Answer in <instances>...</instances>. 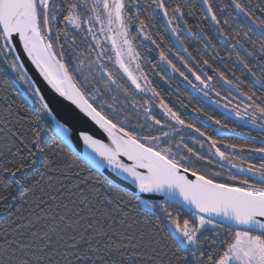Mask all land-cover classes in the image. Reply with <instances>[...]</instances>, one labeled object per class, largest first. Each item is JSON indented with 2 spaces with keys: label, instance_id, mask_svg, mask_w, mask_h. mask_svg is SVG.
<instances>
[{
  "label": "snow or ice",
  "instance_id": "1",
  "mask_svg": "<svg viewBox=\"0 0 264 264\" xmlns=\"http://www.w3.org/2000/svg\"><path fill=\"white\" fill-rule=\"evenodd\" d=\"M152 3L162 11L169 25L178 18L177 13L182 18L179 6L173 10V15L169 18L164 0H152ZM203 3L207 6L212 21L218 23L210 0H203ZM232 3L240 13L251 19L255 27L264 34V20L257 21L238 0H232ZM82 7L92 13L86 19L83 18V13L80 11ZM58 16H62V20L66 22V27L63 30L66 39L68 38L67 26L82 30V24L90 25L86 31L91 34L95 41V45L90 46V49L96 54L95 59L87 65L84 60L73 57L71 53L68 54L69 59L65 60L64 44L60 41L61 30L57 29L54 38L52 35L53 22L57 21ZM130 20L131 17L127 14L125 0H93L90 6L88 0H59V2L58 0H0V57L6 59L11 57L10 67L19 74L20 79L25 80L31 87L33 81L28 77L22 62V54L26 55L35 65L39 74L47 81V84L59 96L74 105L84 117L106 134L109 143L94 138V135L86 128H77L75 131L76 137L82 140L92 150V153H95V156L85 153L86 162L90 161L97 168L106 166L117 177L131 181V184L134 185V190L129 192L120 188L117 183L111 180L107 181V187L111 192L117 194L118 199L114 201L105 197L106 204L118 208L120 204H127L130 200H135L137 207L142 206L149 214H155V210L158 208L169 225L165 237L168 246L175 252H188L195 257L196 264H264V163H261L259 167L255 164H249L246 170L240 169L242 172L251 174L249 179H239L237 176L229 174V180L239 179V186L219 182L214 177L220 176V172L208 174L197 167L200 161H205L206 164H211L212 161L187 144L182 143L183 138H181V142L173 145L169 132L161 131L160 135H153L151 132L144 133L145 128L152 129L159 125L163 129L165 126L160 119L152 114L149 105H140L145 119L144 123L139 125L141 131H137L134 126H126L127 117L118 118L117 110L112 103H108L103 98L100 88L94 87L92 90H88V85L96 79L92 74L96 73L104 83V91L106 92H112L114 85L125 95H134L129 87L120 82L126 80L136 92H151L153 96L159 95L150 86V81L142 71L139 62L140 53L136 51L132 42L135 37H130L129 34L128 21ZM93 21L99 23L98 31L110 43V50L113 55H107L109 49L101 44L96 31H94ZM144 27V21H140L141 30ZM176 31L177 28L173 27L172 32L176 33ZM244 35L245 38H248L247 32ZM144 39L149 40L151 36L145 34ZM71 43H75V37L71 38ZM152 43L155 44L156 42L153 40ZM180 43L183 42L180 41ZM57 46L60 48L59 53L55 51ZM261 48H264V42L261 43ZM188 55L191 57L192 54L189 52ZM160 59H167L164 51L160 52ZM106 61L110 62L113 67L109 68ZM168 63L171 65V61ZM202 65L212 67L207 59L202 60ZM244 66L248 68L247 63ZM171 67L173 72L179 71L175 65H171ZM184 67L204 88L209 87L208 81L212 80L211 76L204 74L206 78L202 79L201 74L189 67L187 63L184 64ZM212 70L217 71L216 69ZM249 71L251 72L250 68ZM180 75L185 80L188 79L184 72H180ZM218 75L228 84H233V81L227 80L224 73L218 72ZM233 75L235 76L234 73ZM252 75L256 76V73L253 72ZM236 80L238 81L239 77H236ZM256 81L260 87H264V76H256ZM189 83L192 82L189 81ZM235 87L237 91H240L239 84H236ZM204 88H201L200 91L203 92ZM33 91L40 103L47 127L34 129L30 141L31 146L25 144L24 147L28 149L31 156H35L37 153L43 154L46 143L43 133L53 131L61 142L70 148L73 128L57 119L49 103L41 95L39 88H34ZM207 94L204 92L205 96ZM216 95L219 96V93ZM241 95L246 96L250 102L245 106L244 113H247L249 108L253 110L249 116L251 122L256 123L257 114L264 118V103H257V99L264 101V97H257L256 92L252 91L251 87L248 92H241ZM115 99L116 96L113 95L112 100L115 101ZM133 106L135 107V102ZM160 107L164 114L176 124L193 129L201 137L210 140L209 152L214 149L212 154L218 156L220 160H230L229 155L217 147V140L207 136L195 125L186 123L180 114L173 111L163 100L160 101ZM106 109H111V111H106ZM232 112L243 119L239 107L233 108ZM208 119L213 118L208 117ZM214 123L221 124L219 120H215ZM221 126L226 127V125ZM169 127L171 126L169 125ZM13 135L16 134L13 133ZM21 140H23L22 137ZM196 142L203 147V142ZM225 147L235 148L236 145L229 144ZM251 151L264 154V147L253 148ZM96 157L100 159H96ZM35 162V160L32 161L33 164ZM233 166L238 167L237 165ZM25 167H31V164H21L15 170L5 168L4 171L11 172V175L15 177L16 173ZM189 174L193 178H189ZM19 182L18 180L17 183ZM121 193L122 195H120ZM145 196L147 198H144ZM154 196L162 198L163 202L153 199ZM124 197H129V199L126 200ZM51 198L56 199L55 196ZM86 200L87 198L81 195V202L85 203ZM72 204L75 205V201H72ZM63 207L67 208L68 205L65 204ZM85 208L89 213L93 212V208L89 207L87 203H85ZM176 209L186 210L194 219L182 218L180 211ZM84 210L78 209L71 215L53 217L55 223L46 226L45 231L42 233L32 232L33 239L44 244V247L38 251L44 253L54 235L59 240H63V237L58 235L61 230L78 231L80 221L85 219L80 215ZM95 211L99 212L100 210L97 208ZM103 215L107 216V213L105 212ZM217 217L220 218L219 223L215 219ZM39 219L37 218V220ZM224 222H228L226 232L228 238L219 239L220 232H217V239L210 241L213 245H222L223 250L216 248L213 252L208 253L205 259V252L201 251V230L205 225H213L223 229L225 227ZM94 223L95 221L88 223L84 226V230L93 228ZM128 226L131 227V225ZM94 230L100 235H107L99 228ZM80 235L83 238V232ZM108 238L111 243L104 245L106 249L115 248L119 250L121 247H136V244L117 243L111 236ZM70 239L74 242L68 247L70 249L76 248L79 241L74 236ZM124 239L132 241L134 237L121 235L120 240L123 241ZM142 239L143 234L141 241L137 243L142 242ZM12 243L11 241L8 242L11 249L8 260H0V264H13V262L15 264H32V261L25 259L24 256H17L18 251L24 252L31 249L33 247L32 242L21 243L18 248H11ZM153 243L159 245L160 241L155 240L154 237L150 238L148 244ZM87 251L99 253L100 249L89 248ZM198 251L200 252L199 256L196 255ZM71 254L69 253V255ZM32 259L39 264L43 256L33 255ZM66 264H71V261H67ZM157 264H162V261H158Z\"/></svg>",
  "mask_w": 264,
  "mask_h": 264
},
{
  "label": "trees",
  "instance_id": "2",
  "mask_svg": "<svg viewBox=\"0 0 264 264\" xmlns=\"http://www.w3.org/2000/svg\"><path fill=\"white\" fill-rule=\"evenodd\" d=\"M173 2L182 8L188 6L186 0H173ZM238 2L243 4L245 10L252 13L257 21L264 20V0H238ZM210 3L216 13L218 23L212 21L211 17H206L207 20H210V28L206 35L211 36V47L207 49V52L199 51L196 47L195 62L202 69L208 67L202 65L203 59H207L211 64L212 67L208 68L212 77L211 87L213 91L219 92L221 89L222 81L218 72L223 73V68H225L227 80L233 81V84L245 86L248 90L251 87L252 91L256 92L257 97H264V87L257 86V83L253 81L256 80V76H264V63H262L264 61V48H261V43L264 42V34L255 27L251 19L235 8L232 0H210ZM191 4L195 6L197 14L201 10L203 11L198 0H193ZM80 11L83 13V18L86 19L87 11H82V9ZM65 27L66 22L62 20V16H58L57 25L53 31L54 37L57 29H60V41L64 44V49L68 46L73 57L80 59L82 56L78 52L72 51V47L75 49L76 45L82 42L85 33L82 30H75L67 26L68 38L66 39L63 35ZM246 32L248 38H245ZM72 37H75L74 44L71 43ZM10 60L11 57L7 59L0 57V246H2L0 247V260H8L11 251L8 242L11 241L13 242L11 248H18L21 243L32 242L33 247L31 249L17 252L18 257L24 256L25 259L31 260L32 264H37L32 259L33 255L43 256L39 264H66L67 261H71V264H157L158 261H162V264H196L195 257L188 252H175L168 246L165 237L169 225L158 208L155 210V214H149L142 206L137 207L135 200H130L127 204H120L118 208L106 204L105 197L114 201L118 199L117 194L111 192L107 187L109 180L72 149L66 147L53 131L43 133L46 139L43 154L37 153L35 156L29 154L24 145L29 144L31 146L33 130L45 128L47 123L40 103L34 96L31 87L28 83L24 85L17 79L18 74L10 67ZM245 63H247L248 68H245ZM253 72L256 73V76L252 75ZM236 77H239L238 81ZM16 82L34 97L35 103L33 105L23 96ZM248 90L246 89L245 92ZM162 92L167 100L172 101L167 96V92ZM101 93L108 103L113 102L116 105L119 119L127 117V121H135L139 124L136 113L124 101L119 99L113 101V94L105 91H101ZM180 94L182 95L181 100L185 102L184 106L180 105L178 108L180 116L188 115L185 109L188 107L190 99L195 101L194 109L197 115L212 117L223 115L219 107L203 104L202 97L198 93H195L194 98L190 99L186 92ZM257 103H264V101L257 99ZM252 111L249 108L246 114L250 115ZM256 119L260 125H264V118L260 117L259 114H257ZM127 121L126 126L129 124ZM227 124L229 127L228 145H236L233 150L229 151L232 164L242 166L245 165L244 161L247 158L257 161L262 157L251 155L253 153L251 149L264 147V141L252 140L247 137L251 131L261 134L262 131L236 120H228ZM235 131L243 135H237ZM33 160L36 161L34 164L32 163ZM261 160L264 161V159ZM21 164H31V167L21 168L15 177L11 175V172L4 171L5 168L15 170ZM200 170L208 174L220 172L221 175L214 177L215 179L237 186H239V179L250 178V175L237 172L228 166L217 171L214 169ZM229 174L237 176L239 179L229 180ZM18 180L19 183H17ZM81 195L87 198L85 203L93 208L92 213H89L85 208V203L81 202ZM52 196H55L56 199L53 200ZM124 199L128 200L129 197H124ZM72 201H75V205L72 204ZM65 204L68 205L67 208L63 207ZM97 208L100 210L99 212L95 211ZM78 209H85L80 213L85 219L80 221L78 231L61 230L58 235L62 236L63 240H59L54 235L49 247L45 249L44 253H40L38 249L43 248L44 244L34 240L31 233H42L46 230V226L55 223L53 217L71 215ZM176 210L180 211L182 218L194 219L186 210ZM105 212L107 216L103 215ZM37 218L40 219L37 220ZM93 221H95L93 228L85 231L84 226ZM95 228H99L107 235L98 234L94 230ZM227 230V225L223 229L213 225H205L201 230V251L205 252V259L206 255L216 248L223 250L222 245H213L210 241L217 239V232H220L219 239H227ZM81 232H83V238L80 235ZM142 234V242L137 243L141 241ZM121 235L124 237L131 236L134 239L121 241ZM73 236L79 243L76 248L70 249L68 245L74 242L70 239ZM109 236L117 243L136 244V247H121L119 250L115 248L106 249L104 245L111 243ZM153 237L160 241L159 245L148 244V240ZM89 248H99L100 252H89L87 251ZM69 253L72 254L69 255ZM196 255L199 256L200 252L198 251Z\"/></svg>",
  "mask_w": 264,
  "mask_h": 264
},
{
  "label": "flooded vegetation",
  "instance_id": "3",
  "mask_svg": "<svg viewBox=\"0 0 264 264\" xmlns=\"http://www.w3.org/2000/svg\"><path fill=\"white\" fill-rule=\"evenodd\" d=\"M186 1L188 2V6H186V8H182L177 3L173 2V0H164L165 6L167 7L169 13V18L173 15V10L177 6L181 8L182 12V18H180V14L177 13L176 15L178 18L173 20L169 27L166 21L167 18L163 16V13L160 9L156 8V6L152 3V0H125L127 14L131 17V20L128 21L129 34L130 37H135V39L132 41L133 46L135 47L136 51L140 53L139 62L141 64L142 71L147 76L148 81H150V86L154 88L156 92L159 93V95L153 96L151 92H136L126 80H121L120 82L126 87H129L134 95H125L123 91L117 89L114 85L112 86V92L108 93L115 95L116 101L118 99L124 101L125 104H127L129 108H132L136 113L139 124L135 123V121H127L129 123L127 126H134L137 131H141L139 125L144 123L145 117L143 109L140 108V105H149L151 107L152 114L157 119H160L165 126L163 129H161L159 125L152 129L145 128L144 133L151 132L153 135H160L161 131L169 132L170 140L173 145L181 142V138H183L182 143L187 144L189 147L193 148L195 151L206 156L212 161L211 164H206L205 161H200L198 162L197 167L200 169H214L217 171L225 166H228V164H232V159L230 158V160L222 161L218 156L212 154L215 151L214 149L212 152H209V145L211 144V141L205 137H201L199 133L195 132L193 129L176 124L175 121L166 116L163 109L160 107L161 100L171 107L173 111L178 112L180 105H185V102L181 100V92H186L189 99L192 97L194 98L195 93H198L199 96L202 97L203 104H212L215 107H219L223 112V115L220 117L197 115L194 109L195 101L190 99L188 107L186 109L184 108L188 115L181 116V118L184 119L186 123H191L195 125V127L200 128L201 131L207 134V136L217 140V147H219L221 151L226 152L228 155L229 151L234 149L225 147V145H228V120H236L241 123L248 124L252 128L263 132L262 134L255 131L248 133L247 137L252 140L264 141V127H261L257 120L258 118L256 119V123L253 124L249 119L250 115L244 113V107L247 103H249V101L247 100L246 96L241 95V92H245L246 89L248 90L247 87L239 85L240 91H237L235 87L236 84H228L225 80L220 79L222 81V84L220 85L221 89H219V92H215L211 87L212 80L208 81L209 87L204 88V86L201 85L200 82L197 81L195 77H193L184 67V64L187 63L189 67L201 74L202 79L206 78L204 74L211 76L210 69L208 67L202 69L195 62L196 47L199 51L203 50V52H207V49L211 47V36L206 35V33H208V29L210 28V20H207L206 17L210 18L211 14L205 9L201 0L198 1L200 2L201 9H203V11H199L200 13L198 14L195 11V6L191 4L193 0ZM92 3L93 0H88L89 6ZM81 9L82 11L86 10L83 7ZM86 11L87 16L92 14L90 11ZM140 21H144L145 27L143 30L140 28ZM92 23L95 25L94 31H96V35L100 39L101 44L103 47L109 49L107 55H113L110 50V43L106 41L104 39V35L98 31L100 28L99 23H96L95 21ZM56 25L57 21L53 22V38V31ZM89 26V24H82V31L85 33V35H83L82 42L76 45L75 49L72 47V51L78 52V54L82 56L80 59L84 60L86 65L95 59L96 54L95 51L90 49V46L95 45V41L92 39L91 34L87 33L86 31ZM173 27L177 28L176 33H174L176 38L173 37L171 33ZM145 34L150 35L151 39L145 40ZM153 40L156 42L155 44L152 43ZM180 41L183 43L181 44ZM185 49H187V51H185ZM64 50L65 60L67 61L69 59L68 54L71 53V51L68 46ZM55 51L59 53L60 48L58 46L55 47ZM96 51H99V49H96ZM161 51H164L167 57L166 60L160 59ZM189 52L192 54L191 57L188 55ZM71 55L73 56L72 53ZM168 61H171V65H175L179 71L173 72ZM106 63H108L109 68L113 67L110 62L106 61ZM85 70L87 71V69ZM180 72H184L188 79L185 80L184 77L180 75ZM223 73L224 75L226 74L225 68H223ZM92 75H94L96 79L92 84L90 83L88 85V90L98 87L101 91H104V83L100 80L99 75L96 73H93ZM189 81L192 83H189ZM253 81L254 83H257V86H259L256 80ZM193 85H196V87H193ZM201 88H204L203 92L200 91ZM162 91L167 92V96L170 97L172 101L167 100L165 98L166 96L162 94ZM204 92L208 93L207 96L204 95ZM216 93H219V96H217ZM134 102L135 107L133 106ZM112 104L116 109V105L113 102ZM236 107H239L240 112L243 114V119L232 115V109ZM109 111H111V109H109ZM208 117H212L213 119H208ZM215 120H219L221 124L214 123ZM149 123H151V121H149ZM169 125L171 127H169ZM221 125H226V127H222ZM236 134L240 136L243 135L239 132H236ZM196 141L203 142V147H201V144L197 143ZM251 155L264 156V154L256 152H253ZM261 159L262 157L257 161H252L247 158L244 161L245 165L242 166L248 167L249 164H255L257 167H259L261 163H264V161ZM221 165H223V167H221Z\"/></svg>",
  "mask_w": 264,
  "mask_h": 264
},
{
  "label": "water",
  "instance_id": "4",
  "mask_svg": "<svg viewBox=\"0 0 264 264\" xmlns=\"http://www.w3.org/2000/svg\"><path fill=\"white\" fill-rule=\"evenodd\" d=\"M201 2L203 3V0H201ZM203 5L207 10V6L204 3ZM167 25L170 27L168 21H167ZM171 33L173 37H175V34L172 32V30ZM22 62L25 65V69L27 71L28 77H30L33 81V84L31 86L32 91L34 90V88H39L41 90V95H43L45 101L49 103V106L52 108L57 119L60 120L62 123H65L69 127L73 128V138L70 149H72L75 153H77L80 157H82L86 161L85 153H89V152L85 149L83 141L79 140L76 137L75 131L77 128H86L90 131L91 134L94 135V138L100 139L104 143H109L106 134L102 133V131L99 130L97 126H95L90 120L84 117L83 114L80 113L79 110L76 109L74 105H72L69 101L65 100L63 97L59 96V94L56 93L55 90L52 89L51 86L47 84V81H45L44 78L39 74V71L36 69L35 65L31 63V61L26 57V55L22 54ZM16 84L21 89L23 96L28 100V102L31 105H33L35 103L34 97L26 89H23L18 82H16ZM231 113L233 116L237 117L234 112ZM88 163L91 166H93L97 171H99L108 180L117 183L120 187L130 192L134 190V185L123 180L122 178L117 177L116 175L111 173L107 168L105 167L97 168L90 161H88ZM233 165L235 164H228V166L234 169L235 171L251 176V174L247 172L240 171V169L246 170L248 167L239 166V165H237L238 167H234ZM189 178H193V177H191V175L189 174ZM144 198H147V196H145ZM153 199L162 201V198L158 196H154ZM215 219L217 220L218 223L220 222V218L217 217ZM224 223L225 225H227L228 222H224Z\"/></svg>",
  "mask_w": 264,
  "mask_h": 264
},
{
  "label": "bare ground",
  "instance_id": "5",
  "mask_svg": "<svg viewBox=\"0 0 264 264\" xmlns=\"http://www.w3.org/2000/svg\"><path fill=\"white\" fill-rule=\"evenodd\" d=\"M84 147H85V149L92 155V156H95V153H92V150L90 149V148H88L85 144H84ZM96 159H100L99 157H96ZM105 168H107L106 166H105ZM111 173H113L114 175H116L114 172H112V170L111 169H109V168H107ZM119 178H122V177H119ZM123 179V178H122ZM126 181V180H125ZM127 182H129V183H131V181H127Z\"/></svg>",
  "mask_w": 264,
  "mask_h": 264
},
{
  "label": "rangeland",
  "instance_id": "6",
  "mask_svg": "<svg viewBox=\"0 0 264 264\" xmlns=\"http://www.w3.org/2000/svg\"><path fill=\"white\" fill-rule=\"evenodd\" d=\"M17 74H18V73H17ZM17 79H18L22 84H24V85L26 84L25 80H22V79L19 78V74L17 75Z\"/></svg>",
  "mask_w": 264,
  "mask_h": 264
}]
</instances>
